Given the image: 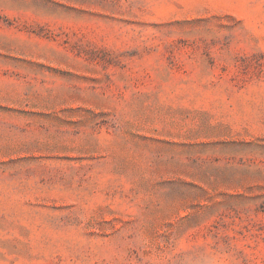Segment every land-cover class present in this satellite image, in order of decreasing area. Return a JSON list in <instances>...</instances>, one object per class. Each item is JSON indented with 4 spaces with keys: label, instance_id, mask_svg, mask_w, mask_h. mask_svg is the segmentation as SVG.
Returning <instances> with one entry per match:
<instances>
[{
    "label": "rangeland",
    "instance_id": "rangeland-1",
    "mask_svg": "<svg viewBox=\"0 0 264 264\" xmlns=\"http://www.w3.org/2000/svg\"><path fill=\"white\" fill-rule=\"evenodd\" d=\"M0 264H264V0H0Z\"/></svg>",
    "mask_w": 264,
    "mask_h": 264
}]
</instances>
